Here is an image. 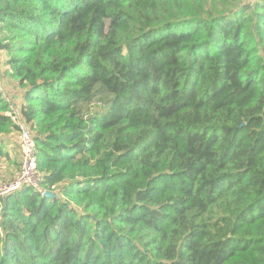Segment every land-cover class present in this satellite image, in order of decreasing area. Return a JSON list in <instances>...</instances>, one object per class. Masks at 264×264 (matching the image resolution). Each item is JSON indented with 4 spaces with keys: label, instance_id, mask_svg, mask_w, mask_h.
<instances>
[{
    "label": "trees",
    "instance_id": "16d2710c",
    "mask_svg": "<svg viewBox=\"0 0 264 264\" xmlns=\"http://www.w3.org/2000/svg\"><path fill=\"white\" fill-rule=\"evenodd\" d=\"M0 51V264H264V0H0Z\"/></svg>",
    "mask_w": 264,
    "mask_h": 264
},
{
    "label": "rangeland",
    "instance_id": "374dc122",
    "mask_svg": "<svg viewBox=\"0 0 264 264\" xmlns=\"http://www.w3.org/2000/svg\"><path fill=\"white\" fill-rule=\"evenodd\" d=\"M6 55L0 51V93L18 106L21 98L16 84L8 77ZM18 135L14 132L0 136V186L17 178L21 171Z\"/></svg>",
    "mask_w": 264,
    "mask_h": 264
},
{
    "label": "built area",
    "instance_id": "2783aa9c",
    "mask_svg": "<svg viewBox=\"0 0 264 264\" xmlns=\"http://www.w3.org/2000/svg\"><path fill=\"white\" fill-rule=\"evenodd\" d=\"M251 2L252 0H245ZM8 103H11L8 100ZM7 115L18 125V148L21 159V171L19 176L8 183L0 186V196L15 192L22 187H31L34 190L41 191L39 185V175L36 169L35 145L30 129L20 120L18 111L10 105Z\"/></svg>",
    "mask_w": 264,
    "mask_h": 264
},
{
    "label": "water",
    "instance_id": "95a60500",
    "mask_svg": "<svg viewBox=\"0 0 264 264\" xmlns=\"http://www.w3.org/2000/svg\"><path fill=\"white\" fill-rule=\"evenodd\" d=\"M43 195H44L45 197H55V195H54L53 193H50V192H47V191H45V192L43 193Z\"/></svg>",
    "mask_w": 264,
    "mask_h": 264
}]
</instances>
